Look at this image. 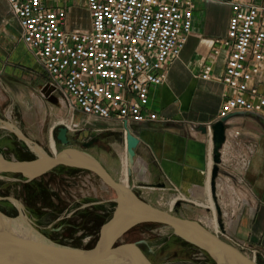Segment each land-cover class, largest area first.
Wrapping results in <instances>:
<instances>
[{"label": "crops", "instance_id": "1", "mask_svg": "<svg viewBox=\"0 0 264 264\" xmlns=\"http://www.w3.org/2000/svg\"><path fill=\"white\" fill-rule=\"evenodd\" d=\"M58 1L49 0V4L54 9L67 10L69 31L90 29L86 0L82 4L87 12L80 8L78 0H74L75 5L72 0ZM234 1L194 0L193 29L180 57L169 64L165 82L150 87L148 109L156 113L158 119L128 125L140 140L134 164L130 167L129 182H148L150 190L172 192L174 187L195 205L194 201H209V198L205 200V194H208L213 168L210 126L216 122L226 92L222 76L228 59V51L223 47L218 55L214 54V49L217 41L226 37ZM80 19L86 23L89 20V23L79 24ZM206 67L212 69L208 80L202 78ZM47 82L42 67L22 40L18 20L6 0H0V87L12 103L16 100L12 99L10 87H25L21 100L26 101L23 106L26 113L35 110L51 113L52 106L62 104L48 100L41 93ZM26 98L32 100V104ZM45 117L39 115V122H46L48 118ZM97 125L100 128L89 129L91 134H119L124 130V124L117 121L100 120ZM226 125L227 139L221 150V174L217 179L218 201L226 210L223 214L225 235L235 246L256 249L257 262L264 264V117L237 115ZM59 126L49 129V145ZM20 133L24 137L18 135L20 140L40 148L42 136L36 134L33 126L21 129ZM122 148L124 158L117 153L121 161L126 160L125 145ZM162 182L166 183L165 187L161 186ZM222 182H227L223 183L224 188H221ZM224 196L229 198V208L224 206Z\"/></svg>", "mask_w": 264, "mask_h": 264}, {"label": "built area", "instance_id": "2", "mask_svg": "<svg viewBox=\"0 0 264 264\" xmlns=\"http://www.w3.org/2000/svg\"><path fill=\"white\" fill-rule=\"evenodd\" d=\"M6 2L69 112L128 125L158 119L148 109L150 87L163 84L169 64L180 57L193 29L194 0H86L88 31H69L67 10L49 0ZM231 12L226 37L214 49L215 55L221 47L228 51L216 118L227 122L237 115L264 117V0L232 2ZM211 70L206 67L202 78L210 79ZM236 247L257 262L256 249Z\"/></svg>", "mask_w": 264, "mask_h": 264}, {"label": "water", "instance_id": "3", "mask_svg": "<svg viewBox=\"0 0 264 264\" xmlns=\"http://www.w3.org/2000/svg\"><path fill=\"white\" fill-rule=\"evenodd\" d=\"M53 92L54 88L49 84L41 91L45 98L57 103L58 100ZM226 122L227 119H223L210 126L213 168L209 186L218 215L221 214V209L217 197V179L221 174V150L227 139ZM204 129L206 132L207 128ZM56 130L59 131L56 140L61 142L65 149L53 152V157L40 150V155L36 153V159L30 161L7 160L0 154V173H19L28 180H33L58 166L87 170L96 174L114 190L117 195V208L112 218L102 226L99 239L91 249H77L53 243L31 225H29L30 230L43 241L24 236L5 224V221L11 223L16 219L8 218L0 212V264H152L137 243L118 245L124 234L143 223L160 224L170 228L175 236L206 252L215 264H259L200 222L180 218L143 201L129 186L126 187L120 181H116L92 154L68 147L69 129L66 126H59ZM119 135L122 137L121 144L126 147L127 171L130 177V167L134 164L140 140L131 133L128 124H124V130L119 132ZM53 142L55 144V139ZM35 148L39 147L35 146ZM161 186L165 187V184ZM14 202L20 205L18 201L14 200ZM218 222L221 224L219 218Z\"/></svg>", "mask_w": 264, "mask_h": 264}, {"label": "rangeland", "instance_id": "4", "mask_svg": "<svg viewBox=\"0 0 264 264\" xmlns=\"http://www.w3.org/2000/svg\"><path fill=\"white\" fill-rule=\"evenodd\" d=\"M56 2H59L58 0H55ZM66 1V0H65ZM237 1H243V2H251L253 0H236ZM259 1V0H258ZM80 2V8L86 11L85 6H83L82 2L83 0H78ZM72 3L75 5L74 0H72ZM66 5V4H65ZM89 14V12H87ZM90 18V14L88 15ZM75 22V20H73ZM79 24L87 25L88 22H84V19H80L78 21ZM74 25V24H73ZM17 85V84H16ZM11 92L13 93L12 99L16 100V103H12V100L8 96V94L0 87V140L2 141L0 143V154L4 156L7 160H13L11 151V144H13L12 148H18L21 150H25L24 153H22L19 156L18 161H30L36 159L37 155L34 152V146L31 142L22 141L19 139L17 142L14 134L12 131L21 132V129H24L25 127L29 129V126H33L35 129L36 134H40L41 137V144L40 148L41 150H44L49 156L53 157L54 150L50 145L48 144V131L53 125H60L65 124L71 127V130L69 133L75 134L78 131L82 133L81 137L84 140H87L90 138L91 129H98L100 128L99 123L100 120H92L85 115H83L79 111L69 112V109L62 105V106H52V112L49 111H41L37 112L36 110L29 113H26V109H24V104L26 105V101H22V90L26 88L23 86H14L10 87ZM10 92V91H9ZM26 100H29L26 98ZM29 102L32 104V100H29ZM32 110V109H29ZM39 115H45V118H48L46 122H39L41 118H39ZM50 115V116H49ZM42 117V116H40ZM97 123V124H96ZM9 125V126H7ZM62 126V125H60ZM75 126V127H74ZM11 127V128H9ZM90 129V130H89ZM78 132V133H80ZM22 136V135H21ZM15 140L16 142H14ZM6 141L8 142L6 144ZM26 142V143H25ZM52 144H54L53 140L51 141ZM116 144V145H115ZM55 151H57L58 144L55 143L54 145ZM121 141L119 143H110V145L107 147L110 151L104 152L99 151V153H93L94 157H97L100 161H102L105 165L108 163V158L110 157L111 149H115V152L119 154L122 158H124V149L122 148ZM10 148L9 151L4 150L3 148ZM68 147L76 148L82 150L80 147H77L75 145H69ZM66 147L61 146V149L59 151H62ZM35 153V155L33 153ZM90 153V152H88ZM91 154V153H90ZM124 160H120L117 155L116 164L114 166H107L111 170V172L115 175L114 179L116 181H120V183L123 184L125 182L124 172L121 174L122 171H124ZM77 169V168H75ZM81 170V171H80ZM77 172L75 175L66 178L67 183L64 184L65 188L61 189L59 187H54L56 190H60L61 192L65 193L68 196H71L76 199H91L96 198V200L104 202L105 208L104 211L111 212V214L108 215V220L111 217L112 213L117 208V195L114 192L113 189H111L109 186H107L96 174L82 169L77 170H71L70 167L65 166H58L54 168L53 170L49 171L48 173L39 176L35 178V180H42L44 178H50V176L54 177L55 173H70V172ZM67 175V174H66ZM25 178L28 180V178L24 177L22 174L19 173H0V212L11 219H20L21 213H23L22 210L21 213L17 212L15 209L6 212L4 210L2 203L3 200L2 197H6L7 195L3 196L1 193L2 191V182L3 181H12L16 179ZM128 177V184L129 187L132 189V191L140 197L143 201L158 207L162 210L168 211L169 209H172L177 206V204H183L186 206V209L183 210L184 215L186 219L190 220H201L204 224H206L210 228H214L215 230L219 229L218 222H217V211L214 205V201L212 200L211 193H210V202L204 201V202H198L194 201L196 203V206L192 203L191 200L187 199L186 197L182 196V192L180 193L179 189L178 191L175 190L173 187V191H161V190H150L148 185V182H129ZM139 183V184H138ZM156 184V182H153ZM166 185L165 182H162ZM227 182L220 183L221 188H224V184ZM229 189V188H228ZM205 200H208L209 196L208 194H205ZM9 199L14 202L18 201L20 203V197L17 195L14 196L13 194H10ZM224 206L228 207L230 206L229 198L223 197ZM15 203V202H14ZM16 204V203H15ZM202 205L203 207H197L198 205ZM22 206V205H21ZM206 207L210 208L205 209ZM181 210V211H182ZM19 211V210H18ZM226 213V210H223V214ZM24 216L27 217L29 225L33 226L41 235H43L46 239L50 240L53 243L64 245L71 248H77V249H91V248H84L82 247H75L70 244L62 243V242H56L50 238L45 231H42L39 228V224L37 221H35L30 214L27 212L24 213ZM53 220V219H52ZM107 221V220H106ZM224 222V221H223ZM214 223V226L212 225ZM135 232H133L129 237L121 238L119 240V244L124 243H137L138 246L145 247L150 250V252H156L154 256V262L155 264H214L210 257L207 255L206 252L199 249L198 247L189 244L185 242L184 240L176 237L173 234V231H171L167 227L163 226H155L151 227L148 230L145 228L138 229L134 228ZM133 229V230H134ZM137 229V230H136ZM214 233V232H213ZM222 239L225 241L231 243L234 245L233 240L231 238L228 239V237L224 234L219 235ZM235 246V245H234ZM238 248V247H237ZM239 249V248H238ZM254 249V248H249ZM247 252L245 253V255ZM258 263V262H257Z\"/></svg>", "mask_w": 264, "mask_h": 264}, {"label": "flooded vegetation", "instance_id": "5", "mask_svg": "<svg viewBox=\"0 0 264 264\" xmlns=\"http://www.w3.org/2000/svg\"><path fill=\"white\" fill-rule=\"evenodd\" d=\"M58 132L59 131L56 130L52 136V140L55 139V143L58 144L57 151H59L62 146L61 142L56 140ZM78 132L75 134H68V141L70 145L80 147L82 150L90 152L92 155L94 152L99 153V151L101 150L104 152L110 151L107 148L110 143H119L121 140L118 132L94 133L91 134L90 138H88L87 140H83L81 137L82 133ZM12 133L14 134V137L18 142V135L14 131H12ZM2 141L0 140V143ZM13 141L16 142L15 140ZM7 143L8 142L6 141V144ZM11 146L13 147V144H11ZM12 147H10V152L13 154L11 158H13V160H18L19 156L24 153L25 150L21 152V150L17 147L15 149ZM10 148L7 149L4 147L3 149L9 151ZM33 154L35 155V153ZM116 160L117 153L113 148L111 149L107 165H105L102 161H99L112 175L111 170L107 166H114L116 164ZM75 173L73 171L70 173L57 172L55 173L54 177L50 176V178H44L42 180H26L25 178H21L12 181H3L1 193L3 194V196H10V194H13L14 196L17 195L18 197H20L21 205L24 208L23 213L27 212L28 214H30L31 217L38 222L39 228L42 231H45V233H47V235L52 238V240L70 244L75 247L84 246V248H93L99 239L102 226L112 218L114 212L108 220V215L111 214V212L106 213L104 211V202L98 201L96 200V198H93V200L88 198L79 200L74 197L71 198V196H68L65 193L61 192L60 190L65 188L64 184L67 183L66 178L69 177L68 175H70L71 177L75 175ZM54 187H59L60 190H56L54 189ZM7 196L1 198L3 200L2 206L4 210H6V212H9L15 209L17 212H20L17 205ZM182 209L185 210L186 206L183 204H177L176 207L169 209L168 211L175 216L186 219ZM205 209L210 210V208L208 207H206ZM220 209L221 214L218 215L217 213V222L218 218L221 220V224L220 222H218V230H215L214 228L212 229L201 222V220H198V222L203 224L210 231L216 233L218 236L220 234L224 235L226 233L223 222V208L220 206ZM155 226L166 227L160 224L143 223L130 229L126 234L122 236V238L127 239L129 235L135 232L134 228H145L149 231L151 227ZM140 249L148 258V260L152 264H155L154 256L156 252L152 253L148 248L146 250L145 247H141Z\"/></svg>", "mask_w": 264, "mask_h": 264}, {"label": "bare ground", "instance_id": "6", "mask_svg": "<svg viewBox=\"0 0 264 264\" xmlns=\"http://www.w3.org/2000/svg\"><path fill=\"white\" fill-rule=\"evenodd\" d=\"M7 126H9V125H7ZM69 127V126H68ZM9 128H11V127H9ZM16 134L17 135H19L20 137H21V133L20 132H16ZM19 137V138H20ZM54 144H52V142H51V147H52V149L54 150V152H56L55 151V148H54V146H53ZM34 148H35V146H34ZM40 150H41V148H35L34 149V152L35 153H37V154H39L40 155ZM126 159V158H125ZM124 177H125V182H123V184L126 186V187H128L129 186V184H128V182H127V180H128V166H127V162H126V160H124ZM77 170V169H76ZM81 171V170H80ZM209 188H210V186H209ZM209 188H207L208 189V195H209V199H210V191H209ZM209 202H210V200H209ZM211 203V202H210ZM16 205H17V207L19 208V210H23L24 208L22 207V206H20L19 204H17L16 203ZM5 224L8 226V228H10V229H13V230H15V231H17V232H19L20 234H22V235H24V236H27V237H30V238H32V239H34V240H38V241H43V239L42 238H39V236H37L32 230H30V228H29V223H28V220H27V218L24 216V213H21V217H20V219H18V220H14V222H11V223H7L6 221H5ZM212 225L214 226V223H212ZM10 226V227H9ZM215 227V226H214ZM115 261V260H114Z\"/></svg>", "mask_w": 264, "mask_h": 264}, {"label": "trees", "instance_id": "7", "mask_svg": "<svg viewBox=\"0 0 264 264\" xmlns=\"http://www.w3.org/2000/svg\"><path fill=\"white\" fill-rule=\"evenodd\" d=\"M72 170H76L75 168H71ZM211 259V258H210ZM211 261L215 264V262L211 259Z\"/></svg>", "mask_w": 264, "mask_h": 264}]
</instances>
